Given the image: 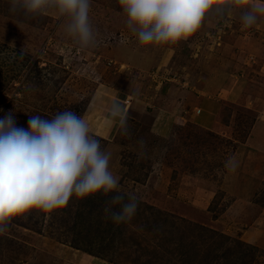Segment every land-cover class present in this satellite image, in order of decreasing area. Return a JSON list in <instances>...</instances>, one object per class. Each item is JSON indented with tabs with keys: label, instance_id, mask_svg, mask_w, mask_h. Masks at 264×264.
Wrapping results in <instances>:
<instances>
[{
	"label": "rangeland",
	"instance_id": "obj_1",
	"mask_svg": "<svg viewBox=\"0 0 264 264\" xmlns=\"http://www.w3.org/2000/svg\"><path fill=\"white\" fill-rule=\"evenodd\" d=\"M127 19L119 0H91L97 45L82 50L55 9L25 14L0 0V116L13 111L27 128L32 115L74 111L111 153L120 194L139 203L120 224L105 213L115 192L16 217L0 264H79L84 253L95 264H264V159L251 144L264 121V18L244 28L239 11H213L192 37L162 46H141ZM202 99L220 104L211 125L189 117ZM179 105L182 118L156 133L155 118Z\"/></svg>",
	"mask_w": 264,
	"mask_h": 264
},
{
	"label": "clouds",
	"instance_id": "obj_2",
	"mask_svg": "<svg viewBox=\"0 0 264 264\" xmlns=\"http://www.w3.org/2000/svg\"><path fill=\"white\" fill-rule=\"evenodd\" d=\"M119 4L141 46L187 40L213 11L222 15L239 11L244 28L264 18V0H119ZM11 5L25 14L55 9L66 18L65 33L82 50L97 45L90 22L91 0H11ZM111 117L119 118L126 130L118 105H113ZM110 160L111 153L102 150L88 123L72 110L52 118L32 115L27 128L17 125L13 111L0 116V235L16 217L33 210L52 213L66 208L73 197L85 199L98 193H116L105 207L114 223L130 221L139 203L134 196L125 200L120 194ZM229 166L235 168V161L230 160Z\"/></svg>",
	"mask_w": 264,
	"mask_h": 264
},
{
	"label": "crops",
	"instance_id": "obj_3",
	"mask_svg": "<svg viewBox=\"0 0 264 264\" xmlns=\"http://www.w3.org/2000/svg\"><path fill=\"white\" fill-rule=\"evenodd\" d=\"M217 75H219V74H216L215 75L213 73L211 76H209V79L210 80H217L218 79V76ZM231 81H232V84H230L228 88L231 91V94L232 95H231V98L229 100L230 101H232V100L235 101L237 99H240V96H241L240 95V92L242 90H241V86L240 85L239 86L238 85L236 86L235 79L234 78H231ZM197 91H198L199 94H201V87H200V90L197 89ZM182 94H188V91H181V95ZM198 102H199V105L200 104H203L204 105V109H205L204 116H205V118H201L200 121L198 120V115L203 112V109H201L200 106L198 105L196 107L199 108L200 112L199 113H192V114H190V116H189L190 119L193 122H195L196 124H200V125H211V123H212L211 118L217 112V108L220 105L219 102H217L215 99L213 101L211 100L210 102H204V103H203V99H202V100L197 101V103ZM261 107L262 108L264 107V99L261 102ZM164 110H167L170 113V114H167L166 113V115H167L166 117H167V120H168L167 122L166 121H161V119L159 120L158 119L159 117H156L155 118L157 120L154 119L155 120V123L157 124L156 133L162 134V135L167 134L168 131L170 132L171 126L174 124L175 117L182 118V116H183V113H182L183 111L181 112L182 109H181L180 105H179V107L178 106H175V107H171L170 109H164ZM177 110L180 111V115H177ZM262 112H264V110ZM171 113H173V114H171ZM186 113H187V111H186ZM261 113H260V115H261ZM94 132L96 133L95 130H94ZM260 133H263L264 134V121L258 120L254 124L253 137L251 138V144H252L253 148H257L258 150L261 151V152L259 151V154H258L259 158L261 156L264 159V144H262L263 142H261L260 138H258V134H260ZM96 134L99 135L98 132ZM88 256H89L88 254L84 253V255L81 256L78 259L79 260V264H95V263H93V262H95L92 259L93 257L91 256L89 258Z\"/></svg>",
	"mask_w": 264,
	"mask_h": 264
}]
</instances>
